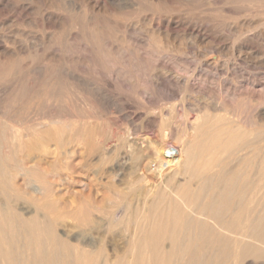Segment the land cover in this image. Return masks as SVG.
<instances>
[{
  "label": "bare ground",
  "instance_id": "obj_1",
  "mask_svg": "<svg viewBox=\"0 0 264 264\" xmlns=\"http://www.w3.org/2000/svg\"><path fill=\"white\" fill-rule=\"evenodd\" d=\"M110 2L113 8L102 4L101 0H60V6L51 2L55 12L46 15L45 21L58 27L59 33L51 36L49 43L59 44L61 48L58 53L47 57L36 53L37 49L35 56L28 52V48L22 45L24 40L20 31L14 35L13 30V36H8L0 28V43L3 44H0V264H186L185 261L189 262L187 264L191 261V264H216L215 261L220 263L221 258L226 264L264 261V96L256 93L257 87L264 91V81L259 82L253 73V76L247 73L249 77L245 79V72L238 70L239 64L250 63L253 66L257 62L254 61L256 57L261 59L264 55V0ZM135 6L153 13L151 19L139 17L143 20L141 26L136 15L127 14ZM204 10L213 14L209 11L212 15L206 16ZM216 12L218 14H214ZM156 20L162 24L155 27ZM188 40L194 47L189 46ZM46 42L44 40L47 45ZM73 43L84 45L82 50H87L90 56L85 53V56H77L73 61L69 56L71 47L68 46ZM37 54L42 58L38 59ZM215 54L221 58L215 57ZM124 61L123 65L128 63L135 73L144 70L154 72L159 68L162 75H169L165 64H172L175 71H171L170 75L176 89L165 87L162 82L163 97L154 99V90L149 89L151 93L143 88L147 105L154 108L133 113H128L126 109V112L121 96L115 99L108 90L114 82L110 78L118 80L123 77L120 65ZM188 61L193 62L194 71H190L191 65L186 64ZM35 64L43 69L39 76V73L32 72ZM80 64L90 71L94 67L106 74L109 79H105L106 84L103 82L105 86L101 82H98L101 86L97 84L95 78H87V72L86 77L80 75L81 69H74ZM220 67L223 70L231 68L236 73L240 71L241 78L251 88L247 89L252 92H244L242 86L226 83L222 89L224 92L220 89L224 93L222 101L212 100L213 95H210L209 98L204 97L212 102L201 104L199 100L200 103L193 104L197 112L190 126L186 123L188 128L182 131L184 141L174 147L177 156L170 157L167 151L161 153L151 145V151L156 153L164 166L158 177L157 190L146 189V203L140 217L137 215L139 210H133L135 214L130 212V204L122 210L119 208L121 211L116 209L109 213L116 227H136H133L136 229L135 238L131 240L133 246L126 250L129 253L111 260L106 251L104 256V251H101L102 254L92 251L79 239L75 240V244L70 236L71 240L69 237L66 240L62 238L64 235L61 237L55 230L57 222L60 223L57 221L59 218L56 217L55 221L52 215L59 211L66 189L77 181L73 179L76 174L71 165L76 157L75 145L82 142L92 154H107L112 148V140L102 142L104 136L102 129L99 131L95 126L97 123L113 119L153 123L158 118L163 119L166 113L156 112V109L176 100L179 92L186 88L201 86L210 78H207L208 75L215 78ZM31 73L33 76H30ZM59 73L61 76H58ZM124 74L129 76L128 70ZM130 80L129 83L135 85ZM225 80L231 81H222ZM221 83L223 87L224 82ZM75 92L77 97H73ZM11 93L14 98L12 101L6 99L9 103L3 106L1 98ZM193 98L190 95L188 99H192L193 103ZM87 102L96 106L101 104V107L114 106L118 111L103 110L104 107L89 111L86 109L87 105L90 106ZM194 183L202 185V193L207 190L201 214L195 212L198 200L196 205H192L196 192L192 190ZM199 192L196 194L201 195ZM2 201L5 205L28 203L29 207L25 209L31 214L30 218L21 215L22 210L19 213L16 206H4ZM188 208L191 210L188 211ZM75 219L82 224L92 222L88 212H81ZM189 227L193 232L198 229L196 234L199 236L196 235L199 246L195 243L198 247L192 252L184 242L189 235L185 230ZM193 232L190 231L195 234ZM191 236L195 241L194 235L187 239ZM185 241L189 244L194 242L190 239ZM181 243L185 247H179Z\"/></svg>",
  "mask_w": 264,
  "mask_h": 264
},
{
  "label": "rangeland",
  "instance_id": "obj_2",
  "mask_svg": "<svg viewBox=\"0 0 264 264\" xmlns=\"http://www.w3.org/2000/svg\"><path fill=\"white\" fill-rule=\"evenodd\" d=\"M101 1H102V4H104V5L106 4L109 8H113V7H111V2H110L111 0H109V1L108 0H101ZM51 2H53V5H57L59 3V6H60V0H0V28H2V30L4 29L5 35H8V36H10V35L13 36V34L15 35L16 33H18L20 31V33H22V35H23L22 39L25 42V43L22 42L23 43L22 45H24V47L28 48L27 49L28 52H31V54L33 56H35L36 53H39L41 56H43V57L46 56L47 57L49 54L58 53L59 49L61 48V46L59 44H57L58 45L57 46L56 44H53L51 42L49 43V41H50L49 39L52 38L51 36H55V34L59 33L58 32L59 28L56 27L52 23H51V25L47 24V22L45 21V16L46 15L55 12V9H54V7H52ZM109 2H110V4H109ZM17 3H19V4H17ZM18 5H19V7H18ZM142 7H144V6H142ZM22 8H23V10H22ZM46 9H48V10H46ZM147 10L148 9L145 10L144 8H142V10H141V8H138V7L135 6V9H129L127 14H129V16L132 15L133 17H134V15H136L135 17L138 18V21L139 20L141 21L140 22V26H141L143 24V20L139 19V17L143 18V19L144 18H147V19H151L152 18L153 13L150 12L149 10L148 11ZM204 11H205L204 13L206 14V16H209V15L213 14V12H211L210 10H207V12H206V10H204ZM44 13H46V14L43 16ZM198 13H201V12L198 11ZM225 13H224V15L226 16L227 13L226 14ZM201 14L204 15L203 13H201ZM207 14H209V15H207ZM214 14H218V12H216ZM155 22H154L155 27L158 26V24L159 25L162 24V22L159 21V20H158V23H157V20ZM7 30H8V32H7ZM13 30H14L15 33L13 32V34H12ZM44 40H45V42L47 41L46 42L47 45L44 43ZM28 41H30V42H28ZM189 42H188L189 46L192 47L193 45L191 44L192 43L191 40ZM41 44H45V45H41ZM69 44H71V43H69ZM1 45H3V44H1ZM40 45L43 47V50H42ZM53 45H56V46H53ZM17 46L19 47L20 44H17ZM68 46H69V48L71 47L70 50L69 49L68 50H69V56H71V59L73 61L76 60L74 58H76L77 56L81 57V56H85L86 54L87 55L89 54V56H90V53L87 50H82L84 45H82L80 43H73L72 46L71 45H68ZM57 47H59V48H57ZM36 49L39 52L38 51L36 52ZM85 51H87L88 53L85 52ZM39 54H37L38 55V59L42 58L41 56L39 58ZM215 55H216L215 57H217L219 59L221 58L219 55H217V54H215ZM257 57H256V59H257ZM263 58H264V55H263V57L261 59H260V56H259V58L257 60L255 59L254 61H257V62H255L256 64L253 63V66L252 65L250 66V63H249V65H247L246 63L239 64L238 65V67H239L238 70L242 71V73L245 72L244 73V78L245 77L246 78L249 77L247 75V73L248 74L250 73L251 76L254 75L258 79L259 82L260 81L263 82L264 81V59ZM261 60H263V61H261ZM188 62H190V61H188ZM188 62H186V64L191 65L190 71H194V70H192V69L195 68L193 62H192V64H191V62L190 63H188ZM124 63H126V62L124 61L120 65L121 69H123L122 70L123 71L122 72L123 73L122 74L123 77L122 76H121L122 78L119 77L120 79L118 78V80H114L115 78L114 79L110 78L114 82L112 83L113 85H111V87L108 88V90H109V93H111L110 95L112 97H114L115 99H119L120 96H121L120 99H122V101L124 100V102L122 104L126 107V108L125 107L124 108H125V110L126 109L128 110V113L129 112L133 113L135 111L136 112H138V111L139 112L140 111L141 112H147V111H151L150 110L151 108H154L153 106L151 107V105H147V103H146L147 102V97H146V95H144L145 92L142 90L143 88H144V90H148L149 92H151L150 90H154L153 92L155 93V95H154L153 92H151V93H153V95H152L153 98L154 97L157 98V96L163 97V96H161V93H162V95L164 94V92H163L164 90L162 89L163 88L162 87V84H163L162 82H164L163 85L165 87L176 89L175 88V84L172 82L171 75H170L171 71H175L172 64L171 65H170V63H166L165 64V68H166L165 71H168V73L170 75L169 76L168 74L167 75H162L163 73L160 71L161 69H159V68L156 69L158 71L155 70L154 72H149L150 70H147V72H146V70H144L145 73L144 72H142V73H137L136 72L137 73L136 74L134 72V70H132V68H130L128 63L126 64L127 66L126 65L124 66L123 65ZM239 63H240V61H239ZM36 65L37 64H35V66L32 68V72H34L35 74L39 73V74H37V76H39V75H41L40 72L43 71V69L40 68V66L37 65V67L39 68L40 71L38 70L37 72H35V70L38 69L36 67ZM188 65H186V66L188 68H190V66H188ZM76 66H78V67H76ZM247 66H249V67H247ZM85 68L88 69V71ZM93 68L94 67H92V70L90 71L89 68H87L86 66L84 67L82 64H80V66L79 65H75L74 66V69H76V71H77V69H78V71L81 69L79 71V72H81L80 75L84 74L82 76L86 77V74H87V76H88L87 78H90V79H93V80L97 79V84L100 85L101 83L103 84V82H104V84H106V80L109 79V77H107L106 74L101 73V71L98 70V68H96V69L95 68L93 69ZM218 69H217V72H219V74H217V76H215V78L214 77L211 78L212 76H209V75L207 76V78L210 77V78H208V81L206 80L207 78H205V80H206L205 83L207 85L202 82L201 86L199 84L200 87L197 86V88H194V89L191 88V87L186 88L185 90H183V92L182 91L179 92L178 96L176 97V100L174 99L171 102L169 101L170 104L168 102L166 105L161 106L159 109H156V112L163 111V112L166 113V115L167 114L169 115V116L165 115V117H163V119H161V118L159 119L158 118V120L156 122H153V123L145 122V121L143 122V120L142 121L141 120H137L136 122L135 121H131L132 123L134 122L132 124L130 122V120H126V119H125V121H124V119H122V120L121 119L120 120L119 119L118 120H114L113 119L114 123L112 122L113 120L112 121H108L109 123L107 121H105V120L100 122V123H97V125H95V126H98L97 128H98L99 131L102 129L101 132L103 133V136H104L103 137L104 140L102 142L103 143L104 142H109V141L111 142V140H112V142H111L112 148L109 150V152L107 154L104 153L105 154L104 155V154H99V153H96V154L93 153L94 154L93 155L91 153V151H90V148L85 146V145H83L82 142H79V145L78 144L75 145V150H77L76 151V157L72 160L71 165L73 167L72 169L74 170V172L76 174V175L73 174V176L75 175L73 179H76L77 181H75V184L73 183L74 185L70 184L71 188H69L70 186L67 187V188L70 189V191H69V189H66L65 192L66 193L68 192V193L66 194L64 192L65 193V195H64L65 197L63 196L62 199H61L62 203L60 202L61 206H60L59 211L58 212L56 211L52 215L53 217L51 216L53 219H55V221L57 219L56 217L59 218V219H57V221L59 220L60 223L57 222L55 230L61 237L64 235L62 238H64L66 240V237L70 236V237H72V240H71L70 237H69V239L72 241V243H75V244H77V241L80 240L79 242H82L83 244L85 243L89 247V248L87 247L88 249H90L92 251H96L97 253L99 252V254L104 253L103 254L104 256L106 254L110 255V259L111 260L113 258H115V257H118V256H126L129 253L128 251L133 246L131 240H132V237H133V239L135 238V233L136 232H134V231L136 230L135 229L136 227L135 226H131L132 228L135 227V228L132 229L129 226V228L133 232L128 227H125L124 225H119V226L116 227L113 224L112 220L110 219L111 218L110 217V214H111L110 212L111 211L113 212V210L115 211L116 209L118 211L120 209L122 210L123 208L128 206V204H130L132 206L131 207L129 205V207H131L130 212L131 213L134 212L132 214H135L136 211H133V210H139V213L137 211V215L140 217L139 214L142 212V210L144 208V205L146 203V200H145L146 189H152L153 191L157 190V188H158L157 185H159L158 183L160 182V178H158V177L161 176L160 175L161 174V167L158 166V163L160 165V161H159L158 156H156L155 152L151 151V145L156 146L157 149L159 151H161V153H163V151L164 152L166 151L165 148L167 146L178 147L180 145L181 141L183 142L184 139H185V138H183L184 135H183L182 131H184V129L186 130V128H188L187 125L190 126V122H191V120H193V117L195 116V114L197 112L195 110L196 108L193 106V104H198L200 102H201V104L203 102H208L209 103V102H212V100L217 101L218 99H219L218 100L219 102L222 101L221 99H222V96L224 94L223 93L224 91L222 89L227 84L230 85L232 83L233 85H236V86H239V87L242 86L244 92H247V93H249V91H251L250 90L251 89L250 86L245 82L246 78L245 79L243 77L241 78L240 71L237 72V73L240 74V75H238L231 68H228V69L225 68L228 74L225 73V69L223 70V67L222 68L220 67ZM221 69L223 70V73H222ZM127 70H128V75L129 76H126V74H124L125 72H127ZM131 71L134 72L135 75H134V73L130 74V73H132ZM88 72H89V74H88ZM150 73H151V75H150ZM230 73L231 74L235 73V74L231 75ZM252 73H253V75H252ZM100 74H102V75H100ZM30 76H33V73H31ZM58 76H61V74L58 75ZM235 76H237V77H235ZM128 77L130 79H131V77H135V78L130 80ZM166 77H168V78H166ZM99 78H100V80H98ZM103 78H104V80L105 79L106 80L105 81L104 80L101 81V79H103ZM123 78H125V79H123ZM137 78H139V80ZM169 79H170L171 82L168 81ZM221 79L222 80L227 79V81H228V79H231V81L229 80L228 82H226V80L222 81ZM232 79H234V80L232 81ZM129 80L130 81L133 80V83H135V85L132 84L131 82L129 83ZM134 80H135V82H134ZM116 81H117V83H115ZM126 81H128V83H126ZM139 81H140V83H139ZM211 81H213V82H211ZM98 82H101V83H98ZM221 82H224L223 83V87H222V83ZM237 82H239V84ZM114 83L116 84V87H115ZM157 83L160 84V85H156ZM209 83H210V85H209ZM211 83H212V85H211ZM142 84H144V85H142ZM203 84H205V85L203 86ZM216 84H217V86H216ZM224 84H226V85H224ZM220 85H221L222 88L220 87ZM247 85H248V87H247ZM132 86L134 88H132ZM213 86H214V88H213ZM208 87H210V88H208ZM199 88H201V90ZM247 88H250V89H247ZM139 89H140L141 92L139 91ZM193 91H195V92H193ZM198 92H200V95H199ZM197 93H198V95H197ZM211 93H213V94H211ZM256 93H257V95H260V94L262 95L263 94L262 96H264V91H261L260 87H257ZM12 94L13 93H11L10 95L6 94L5 96L2 97L3 99L1 98V100L3 101L2 102L3 106L5 104L8 105L9 101H12V98H14V97H12L13 96ZM188 95L189 96L191 95L192 98L194 97L193 98V103L191 102L192 99L189 101V99H188L189 96ZM201 95H203V96H201ZM210 95L211 96L213 95V96L211 97ZM77 96H78V93H76V92L73 93V97H77ZM204 96H207L208 98L211 97L212 100L208 99L207 97H204ZM117 97H119V98H117ZM202 97H203V99H202ZM156 98H154V99H156ZM6 99L9 100V101H6ZM206 99H208L209 101L206 100ZM199 100H200V102H199ZM87 103L90 105L89 107H88V105L86 107V109H88L89 111H93V110H96V109L102 110L103 109L102 107L105 108L103 110H108L109 111V109H110V111H113V112H115L116 110L118 111V109L116 107H114V106L113 107L112 106L111 107H109V106L106 107V105H104V106L101 107L100 106L101 104L100 105L97 104L98 106H96V104L95 105L94 104L91 105L92 103L91 104H90V102H87ZM142 104H143V106H142ZM114 108H116V109H114ZM189 108H191V109H189ZM127 110H126V112H127ZM157 110H159V111H157ZM170 112H171V114H170ZM178 115L181 116V117H179ZM236 120H238V119L236 118ZM236 120H234V121H236ZM186 123H187V125H186ZM104 124H106V125H104ZM99 126L100 127L102 126V128H100ZM184 126H187V127H184ZM231 126H236V124L231 125ZM134 130H135L136 133L133 132ZM137 130H138V132H137ZM176 132H177V134H176ZM178 143H179V145H178ZM176 144H177V146H176ZM119 165L121 167H119ZM155 165H156V167L154 168ZM88 180H90V181H88ZM165 183H169V182L165 181ZM193 185H195V183ZM193 187L195 189L193 188L192 190H193V193L196 191L195 194L197 192H199V191L200 192L202 191L201 188H200V187H202V185L201 186H198V185L196 186L195 185ZM197 188L198 189L200 188V189L197 190ZM118 190H119V192H118ZM203 190H206V189H203ZM22 191L24 192L23 188H22ZM200 192H199V194H200ZM206 192H207V190H206ZM206 192L205 191H204V193L201 192L202 193L201 195H197L198 193L196 195L194 194V202L196 200H198V202L196 201L197 204H198V206L196 207V210L194 208L195 212L197 211L196 213H198V211H199V213L201 214V210L203 211V209H202V207L204 206L203 204H206L205 203L206 197H203V196L206 194ZM121 193H123L124 195L121 194ZM120 195H122V197ZM123 196H124V199H122ZM125 197H126V199H125ZM117 198H119V199H117ZM122 200H125L126 202L125 201L122 202ZM143 201H144V203H143ZM2 202L1 203L4 206H6V207L11 205L10 203L8 204L7 202H6L7 204L5 205L4 204L5 201H2ZM194 202H193L192 205H196V202L195 203ZM123 203H124V205H122ZM13 206L14 207L16 206V208L18 207L19 210H17V211H19V213L22 210V212L20 213L21 215H23L26 218H30L31 214L29 212H27V209H25V208L29 207L28 203H26V202H23V203L22 202H20V203L19 202H12V205H11L10 208H14ZM21 207H23V208L21 209ZM198 208L200 210H198ZM187 210L189 211L191 209L188 208ZM81 212H82V214H85V213L88 212L89 215L92 218V222L88 223V224H82L83 222H79L77 219H75L76 217L80 216ZM139 217H137V218L139 219ZM134 220H133V222H134ZM57 227H58V229H57ZM123 228L124 229L126 228L127 230L126 229L124 230ZM188 230H190L191 232H193V230L190 229V227H189L188 229L185 230V232L187 231L186 234L187 235L189 234L188 237H190V235H194L195 241L192 240L193 236H191V238H189V239L192 242L194 241L192 243L193 246H192L191 243L189 244V242L185 241V240L189 241V239H187L188 237L185 234L186 238L184 239V242H186L187 245L190 246V247L188 246L189 249H190L189 251L192 252L193 250L197 249V247L199 246L197 241H196L199 238V236L196 234L197 233L196 231L198 229L195 232H193L195 234L190 233V231H188ZM66 233H67L68 236L66 235ZM70 233H71L72 236L70 235ZM133 233H134V236H133ZM196 235L198 236L197 239H196V237H197ZM75 240H77V241H75ZM184 242H183V244H185ZM195 243L198 246L195 245ZM183 244L181 243V245H179V247H182ZM167 245H168V243L166 244V246ZM187 245H186V247H187ZM194 246L196 248H194ZM206 246H208V245H206ZM210 246L212 247L214 245H210ZM183 247H185V246H183ZM201 247H203V245ZM127 249H128V251H126ZM101 251H104V252L101 253ZM195 251H194V253H195ZM116 252H117V255H116ZM118 252H120V253H118ZM124 252H125V255H124ZM126 252H127V254H126ZM189 254L191 255L193 253H189ZM189 254H188V256H189ZM191 256H193V255H191ZM115 259H113V260H115ZM222 259H224V258L220 259V263H219V260L215 261L216 264H218V263L219 264H226V262L224 260H222ZM221 261H224V263H222ZM185 262H186V264L189 263L188 261H185ZM191 263H192V261H191ZM256 264H264V261L256 262Z\"/></svg>",
  "mask_w": 264,
  "mask_h": 264
},
{
  "label": "built area",
  "instance_id": "obj_3",
  "mask_svg": "<svg viewBox=\"0 0 264 264\" xmlns=\"http://www.w3.org/2000/svg\"><path fill=\"white\" fill-rule=\"evenodd\" d=\"M165 149H166V151L168 152V155H169L170 157H173V156L175 157V156L178 155V152H177L176 148H174L173 146H167ZM158 166L162 168L163 164H160V165H159V163H158ZM155 167H156V165L154 166V168H155ZM163 167H164V166H163Z\"/></svg>",
  "mask_w": 264,
  "mask_h": 264
}]
</instances>
